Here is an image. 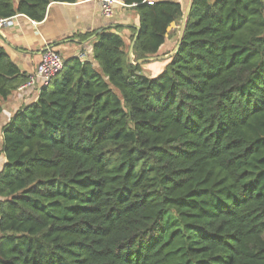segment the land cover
<instances>
[{
	"label": "trees",
	"instance_id": "1",
	"mask_svg": "<svg viewBox=\"0 0 264 264\" xmlns=\"http://www.w3.org/2000/svg\"><path fill=\"white\" fill-rule=\"evenodd\" d=\"M123 1L135 61L157 55L183 2ZM93 35L94 61L66 59L2 127L0 264H264V0H193L155 77ZM29 80L0 44V112Z\"/></svg>",
	"mask_w": 264,
	"mask_h": 264
},
{
	"label": "crops",
	"instance_id": "2",
	"mask_svg": "<svg viewBox=\"0 0 264 264\" xmlns=\"http://www.w3.org/2000/svg\"><path fill=\"white\" fill-rule=\"evenodd\" d=\"M118 25H123L124 28L118 29ZM129 26H139V16L131 6L117 5L114 15L106 17L99 1L57 0L50 3L42 21H35L24 14L13 16L0 30V44L5 47L18 67L31 75L36 72L42 54L48 46L58 50L65 60L77 56L94 61L93 47L96 36L86 40L78 37L97 29L110 28L112 32L128 40L131 35ZM166 44L167 41L164 46ZM162 67L156 68L157 72H160ZM38 93L39 91L33 88L18 89L2 103L0 150L3 143L2 127L17 110L37 100ZM0 157L1 166L5 157L3 154Z\"/></svg>",
	"mask_w": 264,
	"mask_h": 264
},
{
	"label": "built area",
	"instance_id": "3",
	"mask_svg": "<svg viewBox=\"0 0 264 264\" xmlns=\"http://www.w3.org/2000/svg\"><path fill=\"white\" fill-rule=\"evenodd\" d=\"M91 1V0H82ZM102 6V12L106 17H112L117 5L127 6L123 0H95ZM12 19L0 18V30H2ZM65 59L62 54L52 46H48L43 54L36 72L30 75V80L19 89L33 88L40 90L41 87L49 85L53 78L63 70ZM39 94V93H38Z\"/></svg>",
	"mask_w": 264,
	"mask_h": 264
},
{
	"label": "rangeland",
	"instance_id": "4",
	"mask_svg": "<svg viewBox=\"0 0 264 264\" xmlns=\"http://www.w3.org/2000/svg\"><path fill=\"white\" fill-rule=\"evenodd\" d=\"M185 6V9L187 7V4L189 2V0H181ZM181 24H173L170 26L169 30H168V37H167V44L163 47V49L155 56H170L171 53L176 49V46L178 44V40H179V34H180V29H181ZM131 36V35H130ZM127 50L128 53L130 52V48H131V39L129 38L127 40ZM130 54V53H129ZM130 57V55H129ZM132 60L135 61V54L133 53V58ZM136 62V61H135ZM170 62V58H162V59H158V60H150V61H146L143 64V71L144 73L149 76V77H155L157 75H159L167 66V64ZM159 66H163L162 70L160 72H157V69ZM1 156V154H0ZM2 162V158L0 157V164Z\"/></svg>",
	"mask_w": 264,
	"mask_h": 264
},
{
	"label": "water",
	"instance_id": "5",
	"mask_svg": "<svg viewBox=\"0 0 264 264\" xmlns=\"http://www.w3.org/2000/svg\"><path fill=\"white\" fill-rule=\"evenodd\" d=\"M192 5H193V0H189L188 2V5H187V8L185 10V14H184V17H183V20H182V24H181V29H180V34H179V40H178V44L176 46V49L171 53L170 56H152V57H147V58H144V59H140L138 61H134L132 60L133 58V53H134V46H135V43H136V37L134 38L132 44H131V48H130V62L133 63V64H142L146 61H150V60H158V59H162V58H170L172 55H174L176 53V51L179 49L180 47V44L182 42V39H183V36L185 34V30H186V25H187V21H188V17H189V14H190V11H191V8H192ZM138 30L140 29L139 26H137Z\"/></svg>",
	"mask_w": 264,
	"mask_h": 264
}]
</instances>
